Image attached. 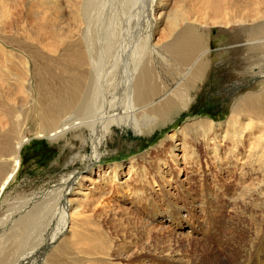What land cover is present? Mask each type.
Listing matches in <instances>:
<instances>
[{
	"label": "rangeland",
	"instance_id": "obj_1",
	"mask_svg": "<svg viewBox=\"0 0 264 264\" xmlns=\"http://www.w3.org/2000/svg\"><path fill=\"white\" fill-rule=\"evenodd\" d=\"M151 1L0 0L3 8L0 9V137L2 129H6L1 126L5 109L16 107L24 112L37 104V86L30 87L31 83L36 84L33 70L60 61L67 51L80 50L89 58L91 50L94 54L103 48L114 51L125 41L132 45L135 37L141 47L148 31L145 21ZM166 1L170 19L180 9L187 12L186 16L193 15L203 21L210 15L203 5L208 0ZM222 1L244 6L246 2ZM156 2L154 0V4ZM160 8L154 16H160ZM158 29L153 41L161 47L169 41L165 36L169 32L168 24ZM115 30L120 38L115 37L114 42ZM203 30H206L209 48L215 43L231 45L236 41L237 34L230 29L224 32L227 30L212 26ZM137 53L140 58L144 56V60L150 57V51L145 48H139ZM214 57L210 53V59ZM254 61L251 60L252 70L260 71L259 77L263 75L260 78L251 76L248 69L244 72L245 67L239 65L222 69L210 67L206 80L192 93L194 103L190 109L151 136L137 133L129 125L113 126V132L107 135L102 147L106 156L95 165L94 175H89L83 183L79 181L76 190L85 189L86 199L80 201V207L83 205L81 210H86L92 220L89 232L100 231L112 240L111 264H170V258L164 259L161 255L167 249L184 253L181 259L177 257L183 262L178 259L173 264H264V179L258 177L261 173L252 174L253 180L246 179L243 170L250 167L241 158L253 147L239 148L242 156L238 166L237 160H229L230 150L225 145L217 146L218 151L223 148L224 155H219L214 149L217 143L213 139L205 143L203 133L190 130L181 134L187 124L206 119L216 124L228 120L231 102L224 89L231 92L235 89L237 97L261 93L264 59L258 54ZM154 62L158 63L153 69L154 81L170 79L174 68L162 64L157 55ZM88 67L87 64L89 71ZM20 82L28 96L25 91L17 90L15 84ZM29 115L38 116L37 113ZM91 135L90 129L82 127L58 143L33 138L23 148L18 174L0 202V248L18 242L15 251L20 249L18 254L7 258V263L16 264L30 256L41 237L44 239L46 227L55 224L53 220L51 223L43 219L42 214L56 203L53 189L65 177L87 166L84 158L73 164L71 161L75 153L92 154ZM184 139L188 146L179 148L177 159L172 160L174 144L180 145ZM220 164L226 171L222 175ZM116 166L120 167L116 169L120 182L112 180L111 168ZM76 198H80L76 193L68 197L69 200ZM180 222L185 224L183 230H180ZM56 223L57 227L61 224ZM16 228L23 232L10 238ZM48 230L45 237L50 244L52 227ZM104 243L96 241L97 246ZM148 251H152L151 256ZM91 262L110 264L96 259Z\"/></svg>",
	"mask_w": 264,
	"mask_h": 264
},
{
	"label": "bare ground",
	"instance_id": "obj_2",
	"mask_svg": "<svg viewBox=\"0 0 264 264\" xmlns=\"http://www.w3.org/2000/svg\"><path fill=\"white\" fill-rule=\"evenodd\" d=\"M203 5L206 6L205 10L210 11L206 21L194 18L193 15L186 16L184 9L177 10L170 19L167 1L157 0L154 4L152 0L145 21L148 31L141 47L135 37L132 45L126 44L125 41L114 51L103 48L94 54L91 50L89 58L80 50L67 51L60 61L50 62L33 70L36 84L33 82L30 87L37 86L39 96H36V106L24 112L21 108L10 107L5 109L4 118L1 119V126L6 129H2L3 134L0 137V202L18 174L22 150L30 139H46L52 144L58 143L68 134L87 127L92 132V154H74L72 164L84 158L88 162L87 166L65 177L62 183L53 189L56 203L42 214V218L53 220L55 224L51 221L52 224L46 227L44 232V239L41 237V242L36 246L32 245L33 248L37 247L36 250L16 264H93L92 259L111 264L113 257L109 250L112 248V240L107 236L105 238L100 231L89 232V223L92 220L88 213H85L86 210H81L83 205L80 207V201L86 199L81 183L89 179V175H94L95 165L101 163L106 156L102 147L107 135L113 132V126L129 125L137 133L151 136L157 130L172 124L190 109L194 103L192 93L199 83L206 80L207 70L212 66L222 69L225 66L235 68L239 65L241 68L245 67L244 72L248 69L251 76L254 74L259 77V74H262L255 69L253 72L251 60L254 61L258 54L264 59V0H246L245 6L235 2L226 4L222 0H208ZM159 8L160 16L156 17L153 13ZM164 23L168 24L169 32L165 36L169 41L160 47L153 40L158 34V28ZM212 26L227 30H223L224 32H228V29L235 32L238 36L234 37L236 41L231 45L215 43L209 48L205 38L206 30L203 29ZM118 33L116 30L112 33L114 42L115 37L120 38ZM139 48L148 49L152 61H149V58L144 60V56L140 58L137 53ZM210 53L215 56L214 59H210ZM156 55L162 64L174 68L170 79H162L160 83L153 78V69L158 64L154 62ZM87 64L89 71L86 69ZM15 85L17 90L25 91L28 96L27 89L21 82ZM223 91L228 93L226 97L231 102L228 120L216 124L206 119L187 124L181 134L185 135L190 130L203 133L205 143L211 139L217 143L214 147L216 154L217 146L225 145L230 150L229 160H237L238 166L241 161L239 157L242 156L238 153L239 148L249 150V147H253L246 152V157H241L245 160V165L250 167L247 171L243 170V174L246 179L253 180L252 174L261 173L258 177L264 179V90L240 97L235 96V89L233 92L231 89ZM218 94L223 96L220 91ZM31 113H37L38 116L32 117L29 115ZM187 146L185 139L180 145L174 144L171 159H177L176 152ZM254 148L256 151H253ZM218 153L222 155L223 148ZM221 159L219 157V160ZM245 165H242L241 169H244ZM219 166L222 175L224 168L221 164ZM117 168L120 167L111 168L112 180L120 182ZM79 181L82 189L76 191ZM75 193L80 198L69 200L68 197ZM37 197L39 196H35ZM57 221L61 222L58 227ZM179 226L180 230L185 228L182 222ZM49 227H52V238L51 243L47 244L45 234ZM22 232V229L16 228L10 238L14 234L20 236ZM98 239L105 243L97 246ZM17 244L18 242H15L0 248V264H10L6 260L20 250L15 251ZM151 252L148 251V256H151ZM181 252L167 249L161 252V255L163 254L164 259L168 256L170 264H173V261L181 259L184 254Z\"/></svg>",
	"mask_w": 264,
	"mask_h": 264
}]
</instances>
